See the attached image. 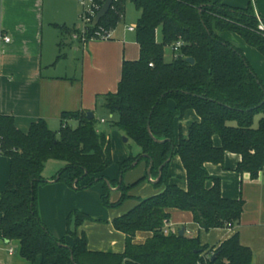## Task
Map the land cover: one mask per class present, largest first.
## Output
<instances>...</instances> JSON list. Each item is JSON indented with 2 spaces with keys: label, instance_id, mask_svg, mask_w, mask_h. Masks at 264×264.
Returning <instances> with one entry per match:
<instances>
[{
  "label": "trees",
  "instance_id": "obj_1",
  "mask_svg": "<svg viewBox=\"0 0 264 264\" xmlns=\"http://www.w3.org/2000/svg\"><path fill=\"white\" fill-rule=\"evenodd\" d=\"M93 1L97 13L105 0ZM246 1V6L236 7L224 0H113L97 25L93 19L84 25L83 42H88L113 31L128 2L139 12L134 28L139 58L122 63L117 90L101 97V108L116 116L111 127L141 150V155L118 164L120 176L134 163L143 161L149 167L151 162L144 179L158 177L154 187L162 191L113 219L114 229L125 235L122 253L88 250L86 236L77 232L89 220L82 212L67 218L74 226L67 230L71 245L54 238L39 218L36 192L49 160L64 163L55 180L76 190L106 181L103 173L112 163L109 140L96 130L95 118L87 120L84 112H63L57 132L38 120L26 134L15 128L11 116L0 115V154L10 160L9 178L0 194V238L17 241L20 256L30 263L251 264L252 252L240 244L237 233L212 249L201 245L198 237L163 233L171 209L189 212L205 231L238 225L243 201L224 199L219 180L209 177L205 164H222L224 155L233 153L241 158L236 172L248 173L252 180L264 172V84L242 50L223 38L236 35L264 59V31L259 29L264 17L254 11L257 0ZM72 34L82 42L80 30ZM178 41L182 46L177 56L166 62L165 49ZM186 58L194 63H186ZM188 110L199 120L189 126L186 137L179 132L176 140L175 122ZM70 121L77 125L72 127ZM214 137L219 146L213 144ZM174 156L185 171V190L170 181L168 167ZM133 186L121 182L119 199L110 203L104 184L102 205L118 208ZM137 232L151 237L135 244Z\"/></svg>",
  "mask_w": 264,
  "mask_h": 264
},
{
  "label": "crops",
  "instance_id": "obj_2",
  "mask_svg": "<svg viewBox=\"0 0 264 264\" xmlns=\"http://www.w3.org/2000/svg\"><path fill=\"white\" fill-rule=\"evenodd\" d=\"M224 2L236 7L247 4L246 0ZM86 4L87 0H0V115L11 116L15 128L23 134L38 120H44L51 131L57 132L63 112H91L95 118L97 107L101 108V97L117 90L122 63L139 58L134 31L127 29L135 28L138 17L119 31L117 26L124 23V13L122 21L107 39L80 43L74 38L72 32L83 28L81 16ZM256 8L255 13L262 16ZM5 37L9 42L4 41ZM223 38L242 45L234 34H224ZM250 53L254 52L247 50L244 55L251 65ZM258 77L264 84V77L260 73ZM109 116L111 119L112 115ZM198 120L192 110L186 111L181 120H176V140L179 132L186 137L189 126ZM98 122L106 125L104 118L100 117ZM69 124L72 127L77 125L75 121ZM96 130L105 133L103 129L96 127ZM107 138L113 160V165L103 173L104 183L111 188L109 202L115 203L119 199L121 182L125 186L135 184L122 205L104 207L100 184L77 191L57 182L55 176L64 163L49 160L42 172L44 183L37 188V207L41 222L54 238L72 244L67 230L73 231L74 226L73 223L67 224V218L79 211L89 218L77 231L86 236L88 250L120 254L124 250L125 235L114 229L113 219L127 213L140 200L159 194L162 187H154L158 177L149 175L144 179L148 167L143 161L134 163L132 169L120 176L118 164L128 157L113 138L109 135ZM213 144L220 145L218 137L213 138ZM240 160L239 155L226 153L222 164H205L209 177L219 180L224 199L243 201L238 225L205 231L193 222L189 212L171 209L167 229L172 233L183 229V235L198 237L201 245L209 249L218 247L237 233L240 244L252 252L251 264H264V172L252 180L248 173L235 171ZM9 170V158L0 154V194L5 190ZM168 172L171 183L185 190V171L178 156L170 160ZM207 186L211 187L212 183ZM150 237L151 233L137 232L134 243L142 244ZM0 264H40V260L26 261L19 254L17 241L0 238Z\"/></svg>",
  "mask_w": 264,
  "mask_h": 264
},
{
  "label": "rangeland",
  "instance_id": "obj_3",
  "mask_svg": "<svg viewBox=\"0 0 264 264\" xmlns=\"http://www.w3.org/2000/svg\"><path fill=\"white\" fill-rule=\"evenodd\" d=\"M256 2H257L256 4L254 2L252 3L254 11L257 9L256 7H258L257 11L260 13V15H262L264 17V13L262 12V10H264V0H257ZM137 17H139V12L136 10V8L134 7L133 4L128 2L126 5V9H125L124 23H120L117 26L118 30L121 31V30H124L125 27L127 28V26H129L132 22L136 21ZM97 37H99V36L97 35ZM76 40H78V38H76ZM156 40L158 42L161 41V32L160 31H158L156 33ZM240 42H241V40H240ZM231 43H233V42H231ZM235 45L237 47H239L243 53L247 52V50L248 51L252 50V52H254V53H250L249 60L251 62V65H253V68L256 71V73H258V75L260 73L264 77V59L253 49H246L248 47L245 46L243 43L241 46L237 43H235ZM164 59L166 62H171L173 57L171 54H165ZM263 81H264V79H263ZM109 115L110 114H108V112L106 110H104L103 108L97 107V110L95 112V120H96L97 129L98 130H99V128L103 129L105 131V134H107L111 138H113V142L115 144L119 145V147L126 154L127 157H129V156L137 157V156L141 155L140 148L133 141L127 140L126 142H124L123 139L125 138V136L123 135V133L121 131L117 130L116 128L111 127L112 122H114L116 120V116H112V118L110 119ZM100 117L105 119L106 125H101L98 122ZM256 123H257V118L255 121V124ZM110 153H111V145H110ZM111 159H112V157H111ZM111 165H113V160H112ZM119 179H120V177H118V181H119ZM96 184H100V186L103 187L105 183H104V181L103 182L100 181V182L94 183L92 186H94ZM92 186H90V187H92ZM107 187H108V185H107ZM108 188H109V190L111 189L110 187H108ZM82 190H84V189L77 190V191H82ZM108 196H109V193H108Z\"/></svg>",
  "mask_w": 264,
  "mask_h": 264
},
{
  "label": "built area",
  "instance_id": "obj_4",
  "mask_svg": "<svg viewBox=\"0 0 264 264\" xmlns=\"http://www.w3.org/2000/svg\"><path fill=\"white\" fill-rule=\"evenodd\" d=\"M94 8L96 9V5L94 3L93 0H87V4L85 6V10L83 11V14L81 16V21L83 23V28L80 30L81 32V40L83 41V35H84V25L89 24L91 22L92 19H94L96 13L94 12ZM129 31H134L133 27H129L127 28ZM260 30L264 31V27L262 25H260L259 27ZM99 39H107L109 38V33H104V34H98ZM74 38H77V36L75 35ZM5 42H9V38L5 37L4 38ZM182 46V43L180 41L176 42L175 44L171 45L169 47V53L172 55L173 58H175L177 55V51L178 49ZM101 123L104 122V120H100ZM163 233L164 234H168V229H167V222H164V228H163ZM11 252V250H10Z\"/></svg>",
  "mask_w": 264,
  "mask_h": 264
},
{
  "label": "water",
  "instance_id": "obj_5",
  "mask_svg": "<svg viewBox=\"0 0 264 264\" xmlns=\"http://www.w3.org/2000/svg\"><path fill=\"white\" fill-rule=\"evenodd\" d=\"M112 2H113V0H105L104 1L103 5L98 10V12L96 13V15H95V17L93 19V23H92L93 25H97L99 23V21L107 14V12L109 11V9H110V7L112 5ZM165 54H168V49H165ZM184 61L186 63H189V64H193L194 63L193 59H191V58H186V59H184ZM93 118H94V116H93V114L91 112H88L86 114V119L87 120H92ZM123 140H124V142H126L127 141V138H124ZM157 142L162 143L163 141H157ZM151 165H152V163L150 162L149 167H148V170H147L148 174H149V170H150ZM158 179L159 178H157L156 181H158ZM183 232H184V230L181 229L179 231V235L180 236H183ZM214 258H215V256L213 255L212 256V260Z\"/></svg>",
  "mask_w": 264,
  "mask_h": 264
}]
</instances>
